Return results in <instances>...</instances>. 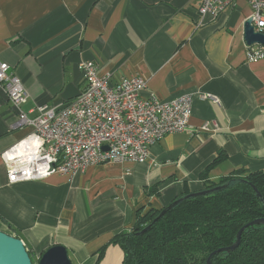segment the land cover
Masks as SVG:
<instances>
[{
	"label": "crops",
	"instance_id": "0c3cea01",
	"mask_svg": "<svg viewBox=\"0 0 264 264\" xmlns=\"http://www.w3.org/2000/svg\"><path fill=\"white\" fill-rule=\"evenodd\" d=\"M202 0H0V61L28 92L25 111L66 104L86 87L81 61H95L112 82L140 75L144 95L193 96L192 131L168 134L143 162L104 163L84 172L9 183L1 154L28 128L0 90V231L21 238L36 259L67 248L73 264H122L117 244L143 208L160 209L232 170L264 172V57L250 61L244 23L252 9L237 0L217 18L202 17ZM212 98L203 99L202 95ZM209 122V129L202 126ZM198 129V130H197ZM154 185L159 194L149 195Z\"/></svg>",
	"mask_w": 264,
	"mask_h": 264
},
{
	"label": "built area",
	"instance_id": "2783aa9c",
	"mask_svg": "<svg viewBox=\"0 0 264 264\" xmlns=\"http://www.w3.org/2000/svg\"><path fill=\"white\" fill-rule=\"evenodd\" d=\"M236 1L202 0L199 14L217 18ZM246 1L255 31L264 33V0ZM263 57L264 45H247L248 60ZM79 68L86 87L77 97L66 104H42L25 111L27 89L9 63L0 61V90L16 113L15 128L29 129L1 154L9 183L42 180L55 173L75 175L104 163L143 162L152 144L168 134L193 130L192 94L162 100L143 94L148 84L140 75L113 83L110 73L100 74L95 61L83 60ZM202 98L212 97L203 94ZM202 129H209V122Z\"/></svg>",
	"mask_w": 264,
	"mask_h": 264
},
{
	"label": "trees",
	"instance_id": "16d2710c",
	"mask_svg": "<svg viewBox=\"0 0 264 264\" xmlns=\"http://www.w3.org/2000/svg\"><path fill=\"white\" fill-rule=\"evenodd\" d=\"M223 156L222 152L218 153L201 172L203 189L190 191L186 186L171 203L192 195L168 208L157 220L165 207L139 209L129 231L113 235L98 251L97 261L102 259L109 245L117 244L124 252L122 264H207L213 251L232 245L244 225L264 218V202L256 193L258 190L264 198V172L237 168L219 181H212L208 175ZM221 185L226 186L217 188ZM204 190L209 192L201 194ZM158 194V185H154L149 195ZM28 252L37 264L38 259ZM212 262L264 264V224L247 226L240 245L232 252L215 254Z\"/></svg>",
	"mask_w": 264,
	"mask_h": 264
},
{
	"label": "water",
	"instance_id": "95a60500",
	"mask_svg": "<svg viewBox=\"0 0 264 264\" xmlns=\"http://www.w3.org/2000/svg\"><path fill=\"white\" fill-rule=\"evenodd\" d=\"M253 18L250 16L244 23V40L247 45L253 44H262L264 45V33L257 32L254 29L252 24ZM104 149H108V146H104ZM226 185L218 186L217 188H223ZM209 192L208 190L201 191V194H205ZM195 193V194H200ZM257 196L264 202V198L262 197L261 193L257 190ZM192 194L186 195L178 200L174 201L173 203L169 204L165 207V209L158 215L156 220L163 215L168 208L177 204L178 202L182 201L183 199L191 196ZM255 224H264V218L255 219L248 224L244 225L239 232L237 233L236 241L227 247L219 248L213 251L207 258V264H213L212 257L219 253V252H232L234 251L241 243L242 232L245 228L249 225ZM147 227L144 230H147ZM0 264H34L30 254L26 248L24 241L12 234L6 233L4 231H0ZM37 264H73L71 257L68 253V250L63 245H53L49 247L46 251L43 252L41 256L38 258Z\"/></svg>",
	"mask_w": 264,
	"mask_h": 264
}]
</instances>
